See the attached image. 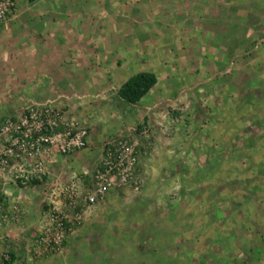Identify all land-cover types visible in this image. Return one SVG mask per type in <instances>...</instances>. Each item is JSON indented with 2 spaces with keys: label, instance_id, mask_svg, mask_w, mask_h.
<instances>
[{
  "label": "rangeland",
  "instance_id": "374dc122",
  "mask_svg": "<svg viewBox=\"0 0 264 264\" xmlns=\"http://www.w3.org/2000/svg\"><path fill=\"white\" fill-rule=\"evenodd\" d=\"M0 61L29 85L0 119L57 99L87 126L48 185L75 175L85 193L102 143L125 134L139 180L54 250L35 243L46 184L0 191V264H264V0H15ZM139 71L157 81L129 103L117 90Z\"/></svg>",
  "mask_w": 264,
  "mask_h": 264
},
{
  "label": "built area",
  "instance_id": "2783aa9c",
  "mask_svg": "<svg viewBox=\"0 0 264 264\" xmlns=\"http://www.w3.org/2000/svg\"><path fill=\"white\" fill-rule=\"evenodd\" d=\"M14 4L15 0H0V23L11 13ZM64 108L57 99L34 101L20 114L0 120V182L24 187L44 182L47 186L49 223L35 236L36 245L44 250L60 248L81 223L85 211L109 189L139 187L135 173L137 143L129 134L111 137L102 143L101 162L85 193L75 175L67 183L47 184L53 156H69L88 146L87 126Z\"/></svg>",
  "mask_w": 264,
  "mask_h": 264
},
{
  "label": "crops",
  "instance_id": "0c3cea01",
  "mask_svg": "<svg viewBox=\"0 0 264 264\" xmlns=\"http://www.w3.org/2000/svg\"><path fill=\"white\" fill-rule=\"evenodd\" d=\"M11 63L12 62H10L8 64H11ZM0 65H2L1 61H0ZM24 65L27 66V63L26 64L24 63ZM4 68L10 70V68L8 66H6ZM19 77L20 76H18L13 71V69L10 70V72H7V71L2 72V67L0 66V111L1 110H7V108L13 109V108L17 107L16 102H17L19 97H23V99L25 98L26 100L29 99L26 97V96H29V93L27 92L29 85H27V84L21 85L19 82L16 84V79H18ZM25 78L28 79V77H25ZM10 89H13V90H10ZM22 91H24V93H21ZM10 95H15V99H11L9 97L7 99H8V101L9 100L10 101L6 102L5 101L6 99H3V97H7ZM59 156L60 155L53 156L51 159V162L54 161L55 159H57ZM50 166H51V163H50ZM13 185L14 184H11V183L0 182V191L7 194V192L9 193V191H10V187H13ZM42 225H44L43 221L38 227H41ZM6 235H7V233H6ZM1 236L4 237V239H5L4 233L0 235V239H1ZM12 236H13V238H14V236H17V237L20 236L18 229H14V231H12ZM24 236H25V238H23V239L27 240L28 244L29 245L31 244V246H32V242L30 243L31 238H28V235H24ZM26 237H27V239H26Z\"/></svg>",
  "mask_w": 264,
  "mask_h": 264
},
{
  "label": "trees",
  "instance_id": "16d2710c",
  "mask_svg": "<svg viewBox=\"0 0 264 264\" xmlns=\"http://www.w3.org/2000/svg\"><path fill=\"white\" fill-rule=\"evenodd\" d=\"M34 1V0H29ZM153 72L139 71L125 80L117 90L118 96L129 102L136 103L156 83ZM12 257V255H10Z\"/></svg>",
  "mask_w": 264,
  "mask_h": 264
}]
</instances>
